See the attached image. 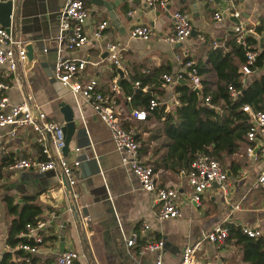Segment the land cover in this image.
Segmentation results:
<instances>
[{"label": "crops", "instance_id": "1", "mask_svg": "<svg viewBox=\"0 0 264 264\" xmlns=\"http://www.w3.org/2000/svg\"><path fill=\"white\" fill-rule=\"evenodd\" d=\"M65 0H15L12 16V29L26 40L33 43V57H28L15 70H10L6 64L0 65V80L12 85L6 91L11 102H18L25 95H30L33 103L38 104L48 118L64 124L58 102H70L77 116V129L72 134L66 155L69 158L78 157L81 162L77 170V183L73 185L78 196L73 197L72 188L66 186L61 169L56 166L43 172L35 168L2 169L0 178V256L2 252L11 253L12 262H28L33 264H48L64 249L73 248L79 253L74 264H151L155 252L139 250V246L150 240L164 239L162 250L163 264H175L180 258L182 247L189 242L200 239L216 226L230 224H247L260 230L253 236L264 239V193L254 188L253 182L264 165V135L256 139L253 153L246 151L247 140L245 132L236 151L229 155L223 154L219 159L230 182L229 190L223 193L218 186L208 188L201 205L189 200L190 186L187 183L186 172L164 165H159L160 158L166 151V138L163 132V117L158 118L153 112L144 121L129 118L131 106H144L140 97L133 95L126 99L129 93L134 94V81H141L153 72H173L180 67L176 54H190L197 57L199 46L206 40H215L216 46H223L235 24L229 14L216 19L213 12L222 10L227 0H169L167 9L148 7L142 0H103L105 4L85 0L89 10L85 27L91 36L96 24L107 20L100 41L90 40L73 50L64 49L63 55L79 57L86 60L85 71L78 78L90 76L98 80L99 87L107 89L114 78L121 87L117 98V108L127 123L135 131L140 140V156L148 164L156 165V178L161 185H175L179 190V206L181 215L170 219H160L156 215V201L153 192L141 187L137 176L128 170L120 161V156L114 147L109 129L95 114L91 104L83 99L77 100L68 88L60 83L53 74V64L57 45L54 37L37 39L32 37L36 26L37 15L49 14L60 9ZM99 1V0H98ZM100 0V2H103ZM241 25L248 35H253L257 42L252 44L260 50L259 37L264 28V0H238ZM175 9L187 12L193 27L191 35L182 45L171 44L162 36L172 32L171 13ZM54 10V11H53ZM150 25L153 29L147 40L131 37L129 30L135 25ZM262 24L258 32L256 27ZM250 29V30H249ZM59 30V28H58ZM45 44L37 51L36 42ZM120 40L126 43L122 62L124 77L119 78L117 67L107 58L104 42ZM211 42V43H212ZM213 46V45H212ZM228 47L225 51H229ZM183 56V55H182ZM205 59L206 56L203 55ZM194 60V59H193ZM195 61V60H194ZM264 70V65L244 74L243 82L247 84L251 78ZM206 75L214 79L215 73L210 70ZM122 80H125L122 82ZM155 83L147 82V91L159 100L158 108L164 111L172 110L178 104L177 93L169 86H163L160 75ZM186 82L178 81L176 84ZM175 84V85H176ZM174 85V86H175ZM130 87H132L130 90ZM201 89V87H200ZM146 92V91H143ZM10 126L0 127V157L45 159L37 133L30 127H19L12 133ZM79 147L75 150V147ZM65 153V152H64ZM98 177V178H97ZM96 188V191H93ZM98 188V189H97ZM35 195V202L42 211L40 219L45 222L37 229L42 237L37 244L38 251L28 254L14 248L6 242L8 226L14 214L7 209L5 197L10 195L15 202L22 203V196ZM84 194L94 195L100 201L93 207L91 213L82 212L80 198ZM72 201L83 223L81 231L76 230L77 223L72 208ZM235 204H239L235 207ZM143 223L149 227L144 228ZM136 232L134 244L128 246L126 238ZM20 234V233H19ZM30 237V236H29ZM30 239L33 238L30 237ZM234 236L226 237L224 242L217 243L203 240L202 247L197 251V264H251L244 257V243ZM18 251V252H16ZM29 255V260L25 256Z\"/></svg>", "mask_w": 264, "mask_h": 264}, {"label": "built area", "instance_id": "2", "mask_svg": "<svg viewBox=\"0 0 264 264\" xmlns=\"http://www.w3.org/2000/svg\"><path fill=\"white\" fill-rule=\"evenodd\" d=\"M2 1V0H0ZM15 0H12L14 3ZM148 7H157L167 9L169 0H142ZM224 14L240 17L238 0H227L222 10L213 12L216 19H220ZM89 16V10L85 5V0H65L60 9L59 33L56 36L58 40L56 57L53 64V74L60 83L66 86L72 96L77 100L83 98L87 100L95 114L104 122L109 129L114 147L119 153L120 161L128 170L134 173L141 187L147 191L153 192L156 203V215L160 219H170L181 215L179 206V190L175 185H161L156 178V172L152 165L146 163L140 156V140L135 136V131L131 127L123 124L124 117L121 116L117 105L118 94L121 87L114 78L109 83L107 89L99 87L98 80L93 77L78 78L85 71L86 60L79 57H67L63 55V50H73L86 44L92 37L95 41H100L104 29L108 24L107 20H102L96 24L91 36L86 32V21ZM172 32L162 36V39L175 44L186 40L192 33L193 27L190 16L187 12L175 9L171 13ZM250 30V29H249ZM248 31V30H247ZM246 28L241 22L233 25V32L236 34V41L247 46L245 50V59L240 66L244 74L252 72L251 65L254 63L259 48L248 44ZM153 29L150 25H135L130 28L129 35L135 38L147 40L151 37ZM107 52V58L116 67L122 66L126 43L120 40H107L104 42ZM213 46L217 45L214 40ZM27 58L26 40L19 36L12 27L7 30L0 25V65L6 64L10 70H15L17 66ZM180 67L173 72H162L160 79L163 86H169L174 89V85L181 80L194 88L201 87V78L198 74L196 63L193 59H185L182 55L176 54ZM8 81L0 80V127L10 126L13 133L19 127H30L37 133V140L42 148L45 159L17 158L9 164L10 168H35L39 172L54 169L58 166L63 174V180L72 188L73 197H77L78 191L73 185L77 183V170L81 160L78 157L69 158L64 153L65 134L62 124L55 119L48 118L46 112L38 105L33 103L30 95H25L18 102L9 100L7 90L11 87ZM134 88L141 91H147V86L140 84L139 80L134 81ZM231 99H235L240 89L233 84L227 85ZM133 93L126 95L127 100H131ZM178 103V100L175 99ZM204 104L212 106L210 96L202 97ZM157 97L151 96L144 106H131L128 116L133 120L144 121L148 114L159 105ZM242 110L249 113L251 125L245 132L247 140L246 151L254 152L256 139L264 135V100L258 108H253L246 103L241 106ZM78 150L79 147H75ZM187 183L190 186L189 200L196 205H201L205 191L213 186V182L223 193L229 190L230 182L226 168L222 162L207 152H198L192 160L189 168L186 170ZM253 187L261 189L264 193V165L259 170ZM238 207L239 204H235ZM45 222L38 220L36 223H27L25 230L20 232V236L26 235L33 238V242L20 241L17 249L23 250L28 254L38 251L37 244L41 242L42 237L39 234V228L44 226ZM144 228H148V223H143ZM242 231L249 236L260 234V230L247 224H243ZM228 235V227L225 225L216 226L206 232L202 238L186 243L180 252V258L175 264H197V251L202 247L203 240L222 243ZM137 233L133 232L126 238L128 246L135 243ZM164 239L150 240L139 246V250H150L155 252V258L151 264H163L162 250ZM14 248V245H10ZM1 257V256H0ZM79 257V253L68 248L62 250L55 259L50 260L48 264H74ZM29 260V255L25 256Z\"/></svg>", "mask_w": 264, "mask_h": 264}, {"label": "trees", "instance_id": "3", "mask_svg": "<svg viewBox=\"0 0 264 264\" xmlns=\"http://www.w3.org/2000/svg\"><path fill=\"white\" fill-rule=\"evenodd\" d=\"M260 32L262 24L256 27ZM248 44H254L257 39L247 35ZM211 40H206L199 46L197 57L182 53L185 59H194L198 74L201 78L202 97L209 95L210 103L204 104L198 99L197 93L187 83L181 82L174 86L177 93L178 104L172 110L164 111L163 107H156L152 112L156 117H163V132L166 138V151L160 158L159 165L186 172L198 152H207L215 158L222 159L223 154L236 151L244 132L251 125L248 112L242 110L243 104H250L258 108L264 100V70L254 75L247 84H244V73L240 70L245 59L247 46L236 41V34L231 31L225 39L223 46H212ZM228 47L230 50L225 51ZM203 55L206 58H203ZM264 65V49L260 48L252 69ZM214 71L215 78L210 79L206 73ZM161 72H153L142 78L141 85L147 82L155 83L154 79ZM125 80H122L124 82ZM231 83L240 89L238 96L231 99L227 85ZM132 87H130V90ZM135 96L148 102L150 91L143 92L139 88L134 90ZM124 126L127 125L123 120ZM43 159V158H41ZM16 158L0 157V178L2 169ZM152 165V164H151ZM156 169V165H152ZM7 209L14 214L8 226L6 242L15 245L20 241L33 242L29 236H20L19 233L26 228L27 223H36L40 219L41 206L35 202V195L22 196V203L14 201L10 195L5 197ZM234 236L244 243V257L251 264H264V239L249 236L242 231L241 225H228V235ZM18 252V251H16ZM11 253L4 251L0 257V264H33L28 262H12L9 260Z\"/></svg>", "mask_w": 264, "mask_h": 264}, {"label": "water", "instance_id": "4", "mask_svg": "<svg viewBox=\"0 0 264 264\" xmlns=\"http://www.w3.org/2000/svg\"><path fill=\"white\" fill-rule=\"evenodd\" d=\"M90 1L96 2V4L103 3L107 7H109V5L103 0H102L103 2H100V0L99 1L90 0ZM13 4L14 3L12 2V0L0 1V25L4 26L7 30H10L11 28L12 16H13V11H14ZM60 6H61L60 4H57L56 11L53 10L54 12L51 13L52 15L49 14L48 10H46V13L43 15H37L36 26H34L33 33L31 34L32 37L37 39V37H39L40 34L42 38H45V39L49 37H54L56 41V45L58 44V40L56 36L59 33L58 28H59V23H60ZM228 18H231L235 24L240 23L239 17H236L234 15H228ZM36 44L38 48L37 51H39L44 46L45 40H43L42 42L37 41ZM176 45H182V41L177 42ZM259 45L261 48L264 49V28L262 30V34L259 37ZM26 50H27V56L32 58L34 54V46L32 42H29L26 44ZM117 70H118L119 78H123L125 72L122 66H118ZM193 89L197 93L198 99L201 101L202 93H201L200 87L195 86ZM58 106H59L61 113L63 114L64 124L62 125V128L65 134V145H64L63 150L66 153L69 148L68 147L69 140L72 134L74 133V131L77 129V132L81 133L83 131V128L77 127L78 126L77 116L75 114V109L70 102L61 100L58 102ZM227 174H228V171H227ZM65 184L66 186H68L66 181H65ZM213 185L218 186V184L215 182H213ZM93 191H96V188ZM95 201L96 200L94 199V195L84 194L80 198V202L81 204H83L82 212H84L85 214L91 213L93 207H95L96 205L100 203V201H97V202ZM72 208L75 214V221L77 223L76 230L81 231L83 227V223L80 221V215L76 211L73 201H72Z\"/></svg>", "mask_w": 264, "mask_h": 264}, {"label": "rangeland", "instance_id": "5", "mask_svg": "<svg viewBox=\"0 0 264 264\" xmlns=\"http://www.w3.org/2000/svg\"><path fill=\"white\" fill-rule=\"evenodd\" d=\"M218 159V158H217Z\"/></svg>", "mask_w": 264, "mask_h": 264}]
</instances>
